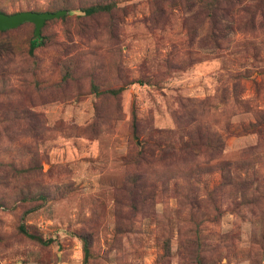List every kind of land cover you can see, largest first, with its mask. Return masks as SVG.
<instances>
[{
  "label": "rangeland",
  "instance_id": "374dc122",
  "mask_svg": "<svg viewBox=\"0 0 264 264\" xmlns=\"http://www.w3.org/2000/svg\"><path fill=\"white\" fill-rule=\"evenodd\" d=\"M59 10L0 32V264H264V0H0Z\"/></svg>",
  "mask_w": 264,
  "mask_h": 264
},
{
  "label": "water",
  "instance_id": "95a60500",
  "mask_svg": "<svg viewBox=\"0 0 264 264\" xmlns=\"http://www.w3.org/2000/svg\"><path fill=\"white\" fill-rule=\"evenodd\" d=\"M64 14L63 10L57 12L25 11L11 15L0 12V32L16 29L24 23H32L35 27L34 35L38 37L47 20L60 18Z\"/></svg>",
  "mask_w": 264,
  "mask_h": 264
},
{
  "label": "trees",
  "instance_id": "16d2710c",
  "mask_svg": "<svg viewBox=\"0 0 264 264\" xmlns=\"http://www.w3.org/2000/svg\"><path fill=\"white\" fill-rule=\"evenodd\" d=\"M110 11V8H108V7H94V6H92V7H88V8H86L83 12L86 14V15H93V14H97V13H100V12H109ZM61 18V17H60ZM59 19V18H58ZM51 20H53V19H51ZM47 21H49V20H47ZM46 21V22H47ZM45 22V23H46ZM14 30V29H13ZM9 31V30H8ZM6 32V31H5ZM41 40H40V38H34V40H33V42H31L30 43V51H32L34 48H35V46L37 45V44H39V42H40ZM21 230L23 231V233H25L29 238H31V239H36L38 242H43L40 238H36L35 236H33V235H31V234H28L25 230H24V228L22 227L21 228ZM44 243V242H43Z\"/></svg>",
  "mask_w": 264,
  "mask_h": 264
}]
</instances>
